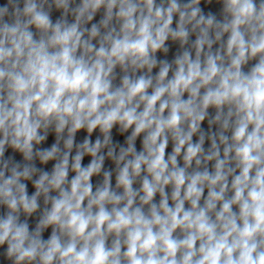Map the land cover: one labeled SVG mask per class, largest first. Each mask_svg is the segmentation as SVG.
Wrapping results in <instances>:
<instances>
[{"label":"clouds","instance_id":"clouds-1","mask_svg":"<svg viewBox=\"0 0 264 264\" xmlns=\"http://www.w3.org/2000/svg\"><path fill=\"white\" fill-rule=\"evenodd\" d=\"M0 264H264V0H0Z\"/></svg>","mask_w":264,"mask_h":264}]
</instances>
